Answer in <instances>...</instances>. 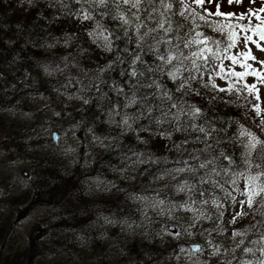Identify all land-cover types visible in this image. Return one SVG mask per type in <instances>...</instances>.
<instances>
[{
	"label": "trees",
	"instance_id": "trees-1",
	"mask_svg": "<svg viewBox=\"0 0 264 264\" xmlns=\"http://www.w3.org/2000/svg\"><path fill=\"white\" fill-rule=\"evenodd\" d=\"M192 7L200 14L206 15L205 10L210 12L201 5L192 4ZM75 11V0H0V127L6 130L0 138L5 150L8 146L20 147L26 143L19 136L20 129L9 126L16 124L9 118L11 109L22 112L24 108H30L35 99L54 107H66L73 116L72 123L78 125L81 157L87 156L88 150H91L93 157L92 160L86 159L87 166L79 164L76 168L85 169L88 174L92 164L95 174L92 178H113L114 182H110L111 187L107 190L109 194L91 196L89 186L80 193L66 179L68 166L63 164L65 159L56 162L50 153L40 156V159L30 156L32 175L23 178L25 183L21 181L20 193L10 190L11 186L18 183L16 180H12V183H16L8 184L6 177L0 179L1 183H6L0 186V264H116L110 260L122 248L128 253L116 261H125L126 264H171L178 242L160 235L162 223L167 224L170 218L150 220L142 240L128 238L124 223L137 217L140 211L136 205L138 199L157 195L166 203L179 204L186 197H195L190 200L200 201L212 196L220 201L218 209L233 217L242 210L239 208L238 192L242 190L243 177H235L237 183L232 185L226 182L232 177L221 172L211 179L219 181L223 189L214 184H201L197 186L196 193L169 187L175 184L172 176L176 180L181 177L187 179L186 173L173 172L171 176L158 179L161 176L159 169L181 167L183 165L176 161L188 159L186 154L176 152L174 145L186 136L194 139L200 135L202 139L196 147L203 148V134L191 130L188 133L172 131L176 124L171 127L157 125L147 117L136 119L139 105L119 107L126 103L125 94L131 96L135 83L134 79L127 76V61L115 63L118 55L115 47L112 51H106L101 42L94 43L88 35L94 27L93 22L81 21L72 14ZM208 19L222 18L209 16ZM102 22L108 23L107 20ZM115 26L116 22H111L110 27ZM199 30L222 39L203 24ZM128 47L131 49L133 45L128 44ZM144 58L153 66L157 63L149 56ZM123 71L125 74L121 75ZM155 78L181 98L179 103L185 109L188 105L202 109L204 115L195 123L217 130L208 137L207 142L233 153L236 164L232 167L237 172L244 170L234 137L239 126L243 125L264 139V132L256 127L264 116L261 112V116L257 117L251 108V103L256 101L252 97L245 100L234 93L219 92L210 85L204 88L203 83L208 81L207 72L199 85L193 82V87L199 88L200 96L192 92L181 96L180 92L174 91V83L166 76L158 74ZM213 78L218 87H221L218 82L225 81L219 77ZM119 89H123V93ZM152 91L154 89L140 88L136 95L139 98ZM76 98L82 100V106L73 107ZM109 101L112 107H109ZM162 102L165 106L170 103L167 100ZM124 116L132 118L129 123H132L135 131L121 122ZM186 119L181 117V125ZM138 125H143L145 130L141 131ZM161 131H172V135L170 138L161 136ZM92 135L94 145H91ZM217 140L219 145L216 144ZM184 147L190 149L192 145ZM220 163L227 165V161L220 160L217 167ZM128 166L137 167L138 173L120 174ZM81 182L78 180L76 185L80 187ZM70 187L75 190L72 199H68L67 189ZM201 190L205 192L203 196L199 195ZM225 190L235 200L226 196ZM41 206L48 209L43 213H35L37 224L34 223L22 237L21 233H17L20 221ZM235 207L239 210L236 211ZM243 211L250 214L237 218L232 227L252 239L258 238L253 235L252 225L260 217L251 214L252 210L247 206ZM211 217L204 222L209 228H214L217 216L212 214ZM226 225L231 227L229 223Z\"/></svg>",
	"mask_w": 264,
	"mask_h": 264
},
{
	"label": "snow or ice",
	"instance_id": "snow-or-ice-1",
	"mask_svg": "<svg viewBox=\"0 0 264 264\" xmlns=\"http://www.w3.org/2000/svg\"><path fill=\"white\" fill-rule=\"evenodd\" d=\"M193 2L202 6L204 0H193ZM233 2L234 0H229L230 4ZM235 2L239 3L240 0ZM250 2L255 3V0ZM75 6L76 11L72 13L74 16L81 21L93 22L94 27L88 32L93 42H101L106 51H112L115 47L118 52L115 63L127 61V76L129 79H134L135 83L131 89V96L125 94L126 103H122L119 107L139 105L137 109L139 115L136 119L147 117L157 125L171 127L176 124L172 131L188 133L191 130V132L203 134V148L196 147L197 142L202 139L200 135H196L194 139L186 136L183 141L174 145L175 151L181 155L186 154L188 159L176 161L177 164L183 165L181 167L159 169L161 176L157 178L171 176L173 172L186 173L187 179L181 177L180 180H176V177L172 176L175 184H170L169 187H177V190L181 192L187 190L196 193L197 186L201 184H214L223 189L219 181L211 179L213 175L218 176L221 172L232 177L230 181H226L232 185L237 183L235 177H243L244 188L241 195L245 199L239 201L242 210L233 216L231 223H235L240 216L250 214L243 211L247 206L252 210L251 214L260 217L252 225L253 235L258 238L252 239L246 233L234 231L232 233L234 237H243L236 246L240 249L241 255L234 259L236 264H264V139L249 128L239 126V131L234 138L237 141V151L244 170L237 172L232 167L236 164L233 153L225 152L223 147H215L207 142L208 137L217 130L195 123L204 115L202 109L195 105H188L185 109L179 103L181 98L176 97L172 90L155 78L158 74L166 76L174 83V91L180 92L181 96L189 92L200 96L199 88H194L193 82L199 85L207 72L208 81L203 83L204 88L210 85L219 92L230 95L234 93L238 98L242 97L245 100L252 97L256 103L251 101L249 103L255 115L260 117L262 110L258 85H264V61L258 60L252 54L250 45L264 51V43H262L264 42V15H262L264 5L259 9L249 8L246 13L236 14L221 12L217 4L216 12L211 13L205 10L206 15L195 11L189 0H75ZM209 16L222 19L209 20ZM104 20L108 23L102 22ZM245 20L247 23H244ZM198 21L218 33L222 39L200 31L202 24ZM111 22H116V26L110 27ZM241 43L244 45L243 49L239 48ZM128 44H132L133 47L130 49ZM119 53L126 55L121 56ZM145 56L154 58L157 63L153 66L145 60ZM225 60L230 61V66L225 67ZM217 61L219 63H216ZM255 64L259 67H254ZM111 67L112 63L109 64V68ZM237 67L242 71H236ZM124 74V72L121 73V75ZM248 76L255 78L252 84L247 83ZM213 77L225 80L227 86L218 87ZM140 88L154 89V91L138 98L136 93ZM119 91L123 93L124 90L119 89ZM163 100L170 103L165 106ZM109 107H112L111 101H109ZM116 114L119 115V112ZM181 117H187L183 125L180 123ZM130 119L132 118L124 116L121 122L128 129L135 131L132 123H129ZM138 127L141 131L145 130L143 125ZM256 127L264 132V119H261ZM172 131H161L159 134L170 138ZM219 143L217 140L216 144L219 145ZM189 144L192 145L190 149L184 147ZM220 160L227 161V165L220 163L217 167ZM140 162L144 161L140 160ZM153 163H159V161H153ZM204 194L203 190L199 192L200 196ZM225 194L231 196V193L226 190ZM231 198L235 200L234 196ZM160 203L163 204L164 201L161 200ZM213 203L216 204L217 201L213 200ZM220 215L222 216L223 213ZM176 235L178 236L179 233ZM208 243L212 246L211 241ZM212 247V255L218 256L221 251L219 246ZM192 250L202 252L203 248L197 244L192 246ZM257 252L259 256H256ZM245 255L251 258L244 259ZM227 264L232 262L228 261Z\"/></svg>",
	"mask_w": 264,
	"mask_h": 264
},
{
	"label": "rangeland",
	"instance_id": "rangeland-1",
	"mask_svg": "<svg viewBox=\"0 0 264 264\" xmlns=\"http://www.w3.org/2000/svg\"><path fill=\"white\" fill-rule=\"evenodd\" d=\"M217 4H219L221 12L240 14L246 13L249 8L259 9L264 5V0H255V3H251L250 0H240L237 3L234 0L231 4L229 0H204L203 3L213 13L216 12ZM255 22L253 18V23ZM244 23H247V20ZM243 47L244 45L241 43L239 48L243 49ZM250 47H252V54L258 60L264 61V51H260L254 45H250ZM249 63H252V61H249ZM224 65L225 67L230 66V61L225 60ZM254 67H259V65L255 64ZM236 71H242V69L237 67ZM246 79L248 84H252L255 81L252 76H248ZM222 84L224 83L222 82ZM258 87L262 98L259 101L262 104L260 107L263 111L264 85H258ZM67 102H69V99ZM82 105L81 99H75L73 107ZM59 111H61V114ZM10 112L9 118L14 120L16 124L14 126L9 124V126L14 127L15 130L20 129L18 132L19 136L24 138L27 144L25 143L20 147L8 146V149L5 150L0 138V179L6 177L11 180H22L24 182V177L25 179L30 178L32 175L30 156H35L34 159H40V156L50 153L53 155V159L63 157L80 158L79 153L82 151L81 137L77 124L72 123L73 116H71L72 114L69 113L66 107H54L41 103L39 99H35L30 108H24L22 112L17 109H11ZM0 128V135L3 136V132H6V130L3 127ZM54 132L57 133L56 141L54 140ZM94 143L95 140L91 139V145H94ZM129 170L134 172L136 167H128L127 171ZM122 173H126L125 170ZM92 179L90 180V186L96 190L101 183L96 181L98 180L97 178ZM111 182L113 183L114 180ZM238 196H241V191L238 192ZM212 198L211 196L207 199V203H203L204 200L192 203L191 200L194 198H190V200L186 197L184 202L179 204L166 202L161 204V199L143 196L137 201V207H139L140 214H143V217L129 221L125 226H128L130 235L134 240H142L146 234L147 225L152 218H170L168 223L165 224L166 226L163 225L165 227L162 233L178 241L171 264H227L228 261L233 263L237 253L236 246L240 242L241 237L232 235L234 232L231 229L233 217L218 209L219 202ZM244 199L245 197L242 195L240 200ZM213 200H216L217 203L214 204ZM181 205H185V207H181ZM221 213H223L222 216L220 215ZM212 214L217 216V225L214 228H207L203 220L211 219ZM227 223L231 227L227 226ZM176 233H179V235L177 236ZM209 241H211L212 246H219L221 251L218 256L212 255L213 247L209 245ZM191 242L204 243L203 251L193 252L188 246ZM127 253L128 251L122 248L120 253L114 255L110 262L126 264L125 261H116V259L122 255L126 256Z\"/></svg>",
	"mask_w": 264,
	"mask_h": 264
},
{
	"label": "bare ground",
	"instance_id": "bare-ground-1",
	"mask_svg": "<svg viewBox=\"0 0 264 264\" xmlns=\"http://www.w3.org/2000/svg\"><path fill=\"white\" fill-rule=\"evenodd\" d=\"M22 33V32H21ZM25 33V32H24ZM29 36V35H28ZM35 39V38H34ZM33 44V43H32ZM28 50V49H27ZM19 54V53H18ZM90 55V54H89ZM89 58V57H88ZM104 65V64H103ZM124 72V71H123ZM12 74V73H11ZM11 77V76H10ZM5 78V77H4ZM13 80V79H12ZM132 82V81H131ZM13 83V82H12ZM6 85V84H5ZM12 86V85H11ZM142 89V88H141ZM148 91V90H147ZM151 91V90H150ZM146 92V91H145ZM141 93V92H140ZM144 95V94H143ZM76 99H80V98H76ZM89 123V122H88ZM87 150V149H86ZM86 152V151H85ZM86 154V153H85ZM84 157H85V159H84ZM84 157H80V158H74V159H72V158H66V157H63V158H56V159H53V160H55L56 162H59V160H62V159H65V160H63L64 162H63V164L64 165H66V166H68V167H66V170H67V172H68V175H65V176H67V178L66 179H68V181L70 182V183H72V187H76V188H78V190H80V193L81 192H83V190L84 189H86V188H88V186H89V188H91V190H92V195L91 196H96V195H100V194H103V195H105V193H108L107 192V190H109L110 189V182L113 180V178H110V179H100V178H98L97 177V179L98 180H96V181H98L99 183H101V185L99 186H97V189L95 190L94 188H92L91 186H90V180H93V179H91L92 177H95V174L92 172V170H93V168H94V166H92V164L89 166V173L87 174L86 172H85V169H81V168H76L79 164H82V165H85V166H87V162H86V159L87 158H89L90 160H92L93 159V157H92V153H91V150H88L87 151V156H84ZM81 160L83 161V162H81ZM138 173V172H137ZM6 180H8L7 182H9L8 184H14V183H16V182H18L15 186H11L10 187V190L11 191H15V192H17V193H20L21 192V181L22 180H20V181H16V182H14V183H12V180H15V179H9V178H7ZM82 181V180H85L84 182H81L82 183V185L80 186V187H78L77 185H76V183H77V181ZM243 183H244V181H243ZM2 184H6V183H4V182H0V186H3ZM127 186V185H126ZM133 186V185H132ZM130 188V187H129ZM243 188H244V184H242V190L241 191H243ZM111 189H114V187H112ZM73 192H75V190L74 189H71V187L70 188H68L67 189V193H68V199H72L73 197H74V193ZM119 192V191H118ZM109 194V193H108ZM103 195H101V196H103ZM160 196V195H159ZM148 198H157V199H161V198H159L157 195H152V196H148ZM242 198V197H241ZM239 200H240V197L238 198ZM74 200V199H73ZM161 200H163L164 201V199H161ZM129 201V200H128ZM106 205V204H105ZM136 205H138V204H136ZM69 206V205H68ZM134 206V205H133ZM48 209V207H44V206H41V207H38V208H35L34 210H32L25 218H23L21 221H20V224H19V226H18V228L17 229H19L18 230V232L17 233H21L22 235H24L25 234V232H28L29 231V229H30V227L34 224V223H36L37 224V222H38V217L35 215V213H37V212H45L46 210ZM118 212V211H117ZM132 213V212H131ZM141 212L139 211V213H138V215H137V217L135 218V219H139L140 217H143V214H140ZM33 215V216H32ZM135 219H133V220H135ZM132 219H128V221L127 222H129V221H133ZM84 221V220H83ZM127 222H125L124 223V227L126 228V233H127V236H128V238L129 239H132V237H131V235H130V230H129V228H128V226H125V224L127 223ZM117 224V223H116ZM122 226V225H121ZM67 237V236H66ZM59 240V239H58ZM125 242H126V237H125V241H124V244H125ZM60 244V243H59ZM68 246V245H67ZM151 248V247H150ZM62 250V249H61ZM70 252V251H69ZM50 254V253H49ZM58 255V254H57ZM76 256V255H75ZM97 256V255H96ZM68 258V257H67ZM66 259V258H65Z\"/></svg>",
	"mask_w": 264,
	"mask_h": 264
},
{
	"label": "water",
	"instance_id": "water-1",
	"mask_svg": "<svg viewBox=\"0 0 264 264\" xmlns=\"http://www.w3.org/2000/svg\"><path fill=\"white\" fill-rule=\"evenodd\" d=\"M198 243L191 244L190 246L192 247L193 245H197ZM200 245V244H199ZM201 246V245H200Z\"/></svg>",
	"mask_w": 264,
	"mask_h": 264
}]
</instances>
